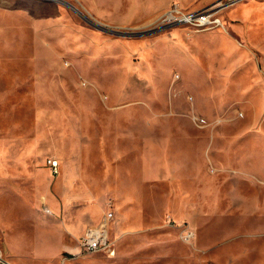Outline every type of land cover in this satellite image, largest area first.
Instances as JSON below:
<instances>
[{"label": "rangeland", "instance_id": "obj_1", "mask_svg": "<svg viewBox=\"0 0 264 264\" xmlns=\"http://www.w3.org/2000/svg\"><path fill=\"white\" fill-rule=\"evenodd\" d=\"M109 209L116 255L66 264H264V0H0V224L77 247Z\"/></svg>", "mask_w": 264, "mask_h": 264}, {"label": "crops", "instance_id": "obj_2", "mask_svg": "<svg viewBox=\"0 0 264 264\" xmlns=\"http://www.w3.org/2000/svg\"><path fill=\"white\" fill-rule=\"evenodd\" d=\"M105 112L103 114L99 113L98 116L102 121H104V134L101 136V153L104 152V158L109 163V165H116L115 166V172L122 174L121 171H123V146H122V140H123V131L121 124L118 123L120 119H118L120 116H122L121 110L123 109L121 105L117 104H105L103 108H101ZM114 149L113 156L111 155V151ZM27 157H32L31 155H25ZM113 158V160H112ZM59 159V158H58ZM60 161V159H59ZM27 164V163H26ZM25 166V165H24ZM60 167H61V161H60ZM112 167V166H111ZM27 169V165L24 167ZM67 172L68 169L65 167ZM65 171L62 172L61 175H63ZM81 172L80 168L78 173ZM59 182V180H58ZM57 182V183H58ZM80 180L76 178H72V180L69 183V179L64 180V178L60 179L61 188H66L67 190L70 188L71 191H75V187L79 185ZM59 187V183H58ZM253 201L252 205H259L260 199L256 198ZM44 202V201H42ZM89 203V202H88ZM32 203L31 205H33ZM72 204V203H71ZM37 206L36 204H34ZM73 206V205H72ZM36 215H41L45 218L46 221L53 220L52 218H48V213L43 214L41 211H39L38 208H36ZM101 219V218H100ZM1 221V220H0ZM4 221V220H3ZM57 220L54 219V222ZM2 222V221H1ZM88 221L84 225L77 227L78 230L83 229L82 231H85V227L90 225ZM97 222V221H96ZM115 222V221H114ZM0 236H1V245L2 249L4 251L5 256L12 264H66V261H63V253L66 251L76 253L79 249L78 247H75L69 243L67 238V233L64 232L63 234V243L61 248L58 249H48V248H41V249H26L25 245V238L24 233L22 229L15 227L12 224H8L7 222H3L0 224ZM84 227V228H83ZM82 232V234H83ZM81 234V235H82Z\"/></svg>", "mask_w": 264, "mask_h": 264}, {"label": "built area", "instance_id": "obj_3", "mask_svg": "<svg viewBox=\"0 0 264 264\" xmlns=\"http://www.w3.org/2000/svg\"><path fill=\"white\" fill-rule=\"evenodd\" d=\"M176 11L172 10L168 14L167 20H173V21H178L182 22L180 18L175 14ZM173 16L170 18V16ZM192 15L193 14H189ZM194 20L195 15L193 16ZM197 122L201 124L204 119L197 116ZM47 165L50 167V169L54 173H59L60 171V161L56 157H49L47 159ZM44 211L48 214H52L53 211L52 209L46 205L44 206ZM115 216V213L112 209L107 210L104 215L102 216L101 220L95 225H89L86 227L85 231L83 234L78 238V251L76 253H73L74 255L78 254H92V253H103L107 254L108 256H114L116 255L117 252V247H116V240L112 238V228H111V223L113 222V218ZM0 264H12L7 257L4 254V251L2 249V245L0 242Z\"/></svg>", "mask_w": 264, "mask_h": 264}, {"label": "bare ground", "instance_id": "obj_4", "mask_svg": "<svg viewBox=\"0 0 264 264\" xmlns=\"http://www.w3.org/2000/svg\"><path fill=\"white\" fill-rule=\"evenodd\" d=\"M170 16V15H169ZM194 16V15H193ZM192 15H189V14H185L182 18H180V20L182 21V22H190V21H192V20H194V17H193ZM171 17H173V16H170V18ZM202 19V22H200L199 24H205V23H207V22H209V21H207V19L206 18H201Z\"/></svg>", "mask_w": 264, "mask_h": 264}, {"label": "water", "instance_id": "obj_5", "mask_svg": "<svg viewBox=\"0 0 264 264\" xmlns=\"http://www.w3.org/2000/svg\"><path fill=\"white\" fill-rule=\"evenodd\" d=\"M121 34L127 35V33H121Z\"/></svg>", "mask_w": 264, "mask_h": 264}]
</instances>
